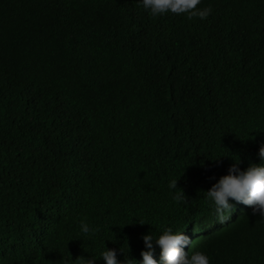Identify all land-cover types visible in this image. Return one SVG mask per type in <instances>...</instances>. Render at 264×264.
Wrapping results in <instances>:
<instances>
[{
	"label": "trees",
	"instance_id": "1",
	"mask_svg": "<svg viewBox=\"0 0 264 264\" xmlns=\"http://www.w3.org/2000/svg\"><path fill=\"white\" fill-rule=\"evenodd\" d=\"M199 7L207 19L0 0V264H86L88 248L133 261L151 214L210 264H264V218L230 200L221 223L207 199L237 161L264 163V0ZM101 212L121 244L82 234Z\"/></svg>",
	"mask_w": 264,
	"mask_h": 264
},
{
	"label": "clouds",
	"instance_id": "2",
	"mask_svg": "<svg viewBox=\"0 0 264 264\" xmlns=\"http://www.w3.org/2000/svg\"><path fill=\"white\" fill-rule=\"evenodd\" d=\"M201 3L202 0H142L143 8L151 17L172 13L186 15L189 20L207 19L210 15L211 7L201 8ZM259 157L264 162V146L259 149ZM239 164L240 161L233 164L229 174L221 177L207 191V199L214 204L221 223L229 221L235 211L230 200L251 206L254 215L259 213L264 218V163L252 164L246 170H241ZM177 182V179H172L169 183V189L175 190L173 199L177 203H187V196L183 189H178ZM87 220L92 225L98 222V225L93 228L82 220L80 230L83 235L97 233L100 240L113 239L121 244L124 228L120 226L119 217L101 212L100 215L92 213ZM155 220L156 217L151 214L148 227L133 242L132 246H140L139 255L133 261L118 258L116 250L107 249L100 255L88 248L86 264H210L209 257L202 252L191 255L185 252L195 243L192 232L185 229L181 233H174L172 228L163 231V225Z\"/></svg>",
	"mask_w": 264,
	"mask_h": 264
}]
</instances>
